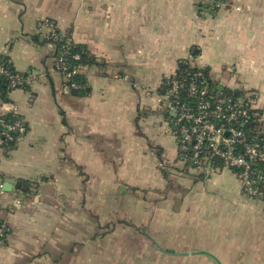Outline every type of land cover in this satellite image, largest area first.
<instances>
[{"label":"crops","instance_id":"crops-1","mask_svg":"<svg viewBox=\"0 0 264 264\" xmlns=\"http://www.w3.org/2000/svg\"><path fill=\"white\" fill-rule=\"evenodd\" d=\"M212 2L0 0V56L30 76L0 104V117L15 113L27 128L0 152V183L13 181L0 193V264H213L173 255L196 249L264 264L262 202L228 171L180 173L157 104L189 63L215 85L253 92L264 131V0ZM43 21L95 59L85 94L56 71ZM18 181L28 185L17 192Z\"/></svg>","mask_w":264,"mask_h":264},{"label":"built area","instance_id":"built-area-1","mask_svg":"<svg viewBox=\"0 0 264 264\" xmlns=\"http://www.w3.org/2000/svg\"><path fill=\"white\" fill-rule=\"evenodd\" d=\"M38 27L44 30L41 34L44 41L52 46L65 35L61 32L59 35L55 24L50 21L39 22ZM64 47L62 45L56 51L53 46L55 69L68 83V89H80L81 85L71 79L84 69L73 67L68 70ZM73 59L78 56L74 55ZM0 77H5L8 88L13 90L27 86L30 78L26 73L12 75L1 66ZM209 80L206 71L184 62L183 67L177 68L162 84L163 91L157 104L171 117L168 125L179 149L189 152L194 170L207 174L219 170L213 165L220 164L222 170L234 171L244 195L260 200L264 207V133L260 126L245 129L250 123L262 122L261 111L249 91L241 90L243 95L233 97L224 94V90L211 89ZM6 127L8 131L17 132L18 139L26 133L21 119ZM1 187L0 183V193ZM7 233V227L0 225V240Z\"/></svg>","mask_w":264,"mask_h":264},{"label":"trees","instance_id":"trees-1","mask_svg":"<svg viewBox=\"0 0 264 264\" xmlns=\"http://www.w3.org/2000/svg\"><path fill=\"white\" fill-rule=\"evenodd\" d=\"M223 1L224 0H213L212 6L214 8H212L211 10L215 9L217 6H219V4H222ZM203 7H205V6H203ZM203 7H201V8L203 9ZM58 33H59V35L61 34L60 32H58ZM32 40L35 42L38 41L37 38H35V37H33ZM62 45L65 46L64 47V49H65L64 60H65L66 66H67L69 71H71L73 67H83V69H85L86 67L96 65L95 59L88 54L86 48L82 45H76L75 43H73L70 36L68 35V33H66L64 35V37L61 36L59 42L55 41L53 43V46H54L56 51L59 50V48ZM74 55H77L78 59H73ZM183 64H184V62H181L179 64L178 68H182ZM0 66L12 75L20 74L17 71H15V69L13 68L11 63L9 62L8 58L5 56H0ZM71 82H74V83L81 85L80 89L70 90L73 95L80 96V95H83L86 93V90H85L86 81H85V76L83 75V73H79V74L74 75L71 79ZM65 84L67 85L68 83H65ZM208 84L210 85L211 89H214V90L216 89V85L212 81L209 80ZM25 88H26V86L21 87V88H17V89H25ZM12 90L13 89L8 88L7 79L5 77H0V104L7 101L8 93ZM162 91H163V87L161 86V92ZM223 93L227 94V95H231L233 97H239V96L244 94V92L241 90L232 91L231 89H228V88L224 89ZM251 98L256 101L255 96H251ZM256 104H257V102H256ZM259 110L261 111L260 108H259ZM260 113L262 114V111ZM18 119H21V118L17 114H14V113H9V114H6V115H3L2 117H0V149L2 150V152L4 154L12 151L15 148L17 140H18V133L14 132V131H8L6 126L13 124ZM166 119H167V123L170 124L171 117L166 114ZM262 125H263V118H262V122L260 124L259 123H250L249 126L248 125L245 126V129H248V128L249 129H252V128L255 129V128H258L260 126V128L263 131ZM170 127H169L170 132L174 136L176 143H177V139H176L175 135L173 134V131ZM26 130H27V128H26ZM263 133H264V131H263ZM7 135L9 136V138L6 137ZM263 138H264V136H263ZM178 149H179V146H178ZM188 153L189 152L186 150L182 151L181 149H179V154L182 157L181 161L183 163V168H181L179 170V172L182 174L187 173V174L194 175V176L195 175H200V176L210 175L211 176V175H214L216 173L227 171V170H222L220 168L221 167L220 164H214L213 165L214 169L219 168V170H214L208 174L200 172L199 170H194L193 169L194 167L190 163V159H189L190 155ZM228 172L231 173V175H233L235 177L234 171L228 170ZM164 176L167 178L166 173H164ZM27 185L28 184L26 182L18 181L17 186H16V191L17 192L22 191V188H24V187L26 188ZM169 185H170V182H169ZM0 225H2L1 222H0Z\"/></svg>","mask_w":264,"mask_h":264},{"label":"water","instance_id":"water-1","mask_svg":"<svg viewBox=\"0 0 264 264\" xmlns=\"http://www.w3.org/2000/svg\"><path fill=\"white\" fill-rule=\"evenodd\" d=\"M216 89L219 91H223L224 87L222 85H216ZM12 185H13V181L10 179H6L1 187V191L2 192H9L12 189ZM173 255H177V256H189V255H202L207 257L213 264H222L214 255H212L211 253H208L206 251L203 250H189L185 253H174Z\"/></svg>","mask_w":264,"mask_h":264},{"label":"rangeland","instance_id":"rangeland-1","mask_svg":"<svg viewBox=\"0 0 264 264\" xmlns=\"http://www.w3.org/2000/svg\"><path fill=\"white\" fill-rule=\"evenodd\" d=\"M246 91H249V89H246ZM252 93H253V92H252ZM252 93H250V94H252ZM250 94H249V95H250ZM252 96H253V95H252ZM159 107H160V106H159ZM168 127H169V125H168ZM207 174H208V173H207Z\"/></svg>","mask_w":264,"mask_h":264}]
</instances>
